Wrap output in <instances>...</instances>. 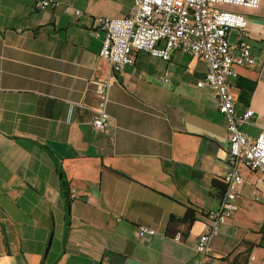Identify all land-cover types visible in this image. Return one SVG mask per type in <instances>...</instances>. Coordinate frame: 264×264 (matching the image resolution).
Instances as JSON below:
<instances>
[{
	"label": "crops",
	"instance_id": "0c3cea01",
	"mask_svg": "<svg viewBox=\"0 0 264 264\" xmlns=\"http://www.w3.org/2000/svg\"><path fill=\"white\" fill-rule=\"evenodd\" d=\"M36 1L0 0V264H197L201 214L218 208L211 183L228 149L213 92L196 86L205 62L135 53L114 75L109 122L96 131L94 82L111 70L94 19L127 16L132 0H55L44 10ZM221 8L248 19L257 63L235 67L227 83L236 114L253 111L242 130L255 137L264 128V0L253 11ZM237 37L231 31L230 43ZM240 173L236 211L211 239L207 264H264V185ZM61 180L78 195L67 229ZM188 207L199 220L176 242L167 222Z\"/></svg>",
	"mask_w": 264,
	"mask_h": 264
},
{
	"label": "built area",
	"instance_id": "2783aa9c",
	"mask_svg": "<svg viewBox=\"0 0 264 264\" xmlns=\"http://www.w3.org/2000/svg\"><path fill=\"white\" fill-rule=\"evenodd\" d=\"M261 0H132L129 15L122 18L97 17L94 19L95 34L103 38L98 56L106 61L111 75L94 82L97 103L92 127L102 131L109 122L107 105L114 75L132 65L134 54L145 52L151 57L167 62L173 51L191 54L206 64L204 78L198 88L210 89L217 103V111L225 118V136L228 143L225 159L226 171L221 177L224 192L218 208L205 214V231L200 235L195 251L197 264H207L209 244L236 211L235 198L242 183L240 168L256 176L254 187L264 185V128L255 137L243 130L253 122L254 113L247 109L242 115L235 112V103L229 92L227 78H235V67L250 68L257 63L247 43L248 19L242 12L221 8L222 5L257 10ZM55 0H38L34 8H55ZM78 15L79 12H76ZM238 33L237 42L231 44V31ZM168 82L167 76L163 77ZM78 195L69 193V199ZM143 235H152L150 229L140 226ZM171 239L181 241L179 233Z\"/></svg>",
	"mask_w": 264,
	"mask_h": 264
},
{
	"label": "trees",
	"instance_id": "16d2710c",
	"mask_svg": "<svg viewBox=\"0 0 264 264\" xmlns=\"http://www.w3.org/2000/svg\"><path fill=\"white\" fill-rule=\"evenodd\" d=\"M211 188L215 192L216 196L220 199L222 197V194L224 192V185L223 182L218 180H213L211 183ZM60 192L61 196L66 201V229H67V217L69 216V192H68V186L67 183L63 180H61L60 183ZM197 211L195 208H187L184 216L180 219H176L174 217H170L166 229H165V235L169 238H172L176 233H179L180 236L183 238L185 237L192 224H194L196 221H198ZM204 214H201V217H204Z\"/></svg>",
	"mask_w": 264,
	"mask_h": 264
}]
</instances>
